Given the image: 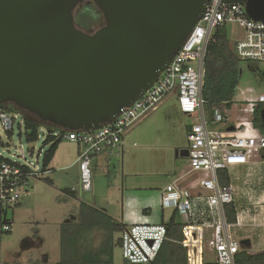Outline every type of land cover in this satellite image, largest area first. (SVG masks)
I'll return each mask as SVG.
<instances>
[{"label": "built area", "instance_id": "built-area-1", "mask_svg": "<svg viewBox=\"0 0 264 264\" xmlns=\"http://www.w3.org/2000/svg\"><path fill=\"white\" fill-rule=\"evenodd\" d=\"M227 22H237L244 31L242 38L230 43L236 57L251 63L264 62V21L248 17L244 2L207 0L169 65L138 100L99 129L73 130L63 136L80 145L79 184L82 192H88L92 188L93 155L120 145L127 129L156 109L167 96L176 95L180 112L196 118L187 134L188 169L171 178L161 191V206L176 214L180 237L169 238L167 226L162 222L127 225L120 233L124 264H154L163 242L169 239L183 247L185 264H237L236 255L242 245L231 228L243 225L246 219L249 227H253L255 214L264 226V193L256 198L249 195L250 207H236L235 222L227 219L226 212L236 195L231 172L235 167L251 169L264 163V132L254 124L256 108L264 105V89L255 97L234 98L230 108L216 110L211 117L202 95L209 42L214 29ZM15 119V113L0 108V124L5 132L13 129ZM209 122L219 123L220 128L210 129ZM40 154L41 151L37 156ZM47 172L42 161L37 167L33 162L0 160V232L11 230L8 209L20 203L28 192L30 179ZM223 176L228 182L222 181Z\"/></svg>", "mask_w": 264, "mask_h": 264}, {"label": "water", "instance_id": "water-1", "mask_svg": "<svg viewBox=\"0 0 264 264\" xmlns=\"http://www.w3.org/2000/svg\"><path fill=\"white\" fill-rule=\"evenodd\" d=\"M83 1L0 0V104L65 131L101 128L157 81L207 0H91L103 24L88 30L74 21ZM244 7L264 21V0ZM260 118L264 132V105Z\"/></svg>", "mask_w": 264, "mask_h": 264}, {"label": "rangeland", "instance_id": "rangeland-1", "mask_svg": "<svg viewBox=\"0 0 264 264\" xmlns=\"http://www.w3.org/2000/svg\"><path fill=\"white\" fill-rule=\"evenodd\" d=\"M102 24L103 22L97 26ZM224 28L229 43L244 36V31L237 22H227ZM252 64L257 65V68L250 69L248 61L240 63L241 77L235 99L255 97L264 89V62ZM176 103V95L168 96L156 109L128 128L124 134L122 154L117 153L111 158L105 172L90 166L91 191L81 192L76 171L63 177L62 183L50 172L31 178L28 192L22 196L20 205L8 209L7 218L11 221V230L0 232V264H57L60 258V225L79 219L81 202L93 205L128 225L134 222L159 223L161 220H168L172 209L161 206L160 192L171 180L174 167L186 168L188 159L171 149L172 139L156 138L158 134L152 139L153 131L146 126L154 121L166 122L160 128L169 137L171 124L183 121V116L174 111ZM15 114L11 137L0 124V155L21 163L33 162L40 167L43 152L47 148L43 144L46 129L42 126L38 139L26 143L18 135L22 130V126H18L22 116L18 112ZM183 118L187 119L190 126L196 122L194 116ZM171 120L174 123H170ZM209 128H220V124L209 122ZM146 131L148 134L143 133ZM139 135H147L148 139L139 138ZM62 140L71 143L64 137ZM184 145L188 146L186 139ZM39 151L41 154L37 156ZM21 152L26 159L21 158ZM247 168L239 166L231 172L232 182L236 187L235 203L239 209L250 207L247 198L249 195L256 198L264 193V163ZM145 208L148 209L146 214L143 212ZM241 230L238 227L231 228L238 239L243 233ZM263 230L264 227L259 226L255 231L261 234ZM119 237L120 232L113 234V264H124L121 247L115 242ZM97 239L95 237L94 245L98 243ZM255 241L252 237L249 251L256 250ZM84 245L82 246L85 248Z\"/></svg>", "mask_w": 264, "mask_h": 264}, {"label": "trees", "instance_id": "trees-1", "mask_svg": "<svg viewBox=\"0 0 264 264\" xmlns=\"http://www.w3.org/2000/svg\"><path fill=\"white\" fill-rule=\"evenodd\" d=\"M226 1L245 2V0ZM74 21L79 28L88 30L101 24L103 16L94 2L84 0L76 9ZM240 63L241 61L231 48L224 25L216 27L207 48L202 83L205 109L210 117L216 110L222 112L224 108L231 107L241 77ZM255 67L256 65L250 62L249 68L254 70ZM261 107L259 105L255 110L254 124L263 132L260 118ZM0 108L9 113L21 114L22 123H18V126H22V130L18 132V135L23 137L26 143L35 142L39 137V129L42 126L45 127L43 144L47 148L42 155V168L47 170L58 144L68 131L42 123L27 113H21L11 104L1 103ZM48 130L52 132L48 133ZM12 132L13 129L6 131L9 137L12 136ZM0 160L8 159L0 155ZM46 180L51 181L49 178ZM222 181L226 183L228 178L223 176ZM236 207L234 201L226 208L227 219L230 222H235ZM79 214L78 220L60 225V258L57 264H113V234L121 233L125 225L84 202L80 203ZM161 222L167 226L169 238L180 237V222L175 213L168 220ZM95 237H98L96 245H94ZM115 242L120 246V237ZM235 261L237 264H264V250L249 253L245 248H241ZM154 264H185L183 247L170 239L165 240Z\"/></svg>", "mask_w": 264, "mask_h": 264}, {"label": "crops", "instance_id": "crops-1", "mask_svg": "<svg viewBox=\"0 0 264 264\" xmlns=\"http://www.w3.org/2000/svg\"><path fill=\"white\" fill-rule=\"evenodd\" d=\"M166 98H168V96ZM174 111L176 114H179L180 116L182 115L185 118L191 117V116H188V115L181 113L179 108H178V105H176V106L174 105ZM183 117H182L183 121L178 122V124L176 122L174 123L172 120L170 121V123H174V125L171 124L172 126L169 127V130H168V131H170L169 137L165 136V134L162 131V127H164V125L167 124L166 122H156V121L150 122L148 124V126H146V128L153 131L154 136H152V139H154L157 134H158V136L156 138L163 137L164 139H172L170 147L172 150L175 151V153H177L180 150L187 148L184 145V143H185V139L187 142V134L189 132L190 125L187 122V119L185 120ZM163 123H165V124H163ZM162 124H163V126L160 128V125H162ZM143 133L148 134L147 131L143 132ZM124 134L122 136V141H121L120 145H117L112 150H103V151L93 155L92 161H91V167H93L94 169H99V170L105 172L108 169L111 158H113V156L117 153L122 154ZM141 136H143V135H139L138 137L148 139L147 135H144L146 137H141ZM70 142L71 143H65V142H63V140H61V142L57 146V149L54 153L52 160L50 161V163L47 167L48 172H50L51 174L54 173L55 177L56 178L58 177V181L60 183L63 182V177L68 176L70 174V172H74V171H76V174H78V181H79V169H78L77 158H78L80 145H79V143L71 141V140H70ZM184 157H187V156H184ZM174 168H175V170H174L172 178L175 177L176 175L184 173L188 169V166L186 168H180V167L175 166ZM235 168H237V167H235ZM19 205H20V203H19ZM147 210L148 209L145 208L143 212L146 214ZM246 221L247 222H243L244 224L238 227V228H242L241 231L243 232L241 234L240 240L241 239H248L250 241L249 246H246L245 249L249 253L264 250V230L261 234L256 233V231H255L257 227L263 226L262 224L259 223L258 216L255 214V222L253 223L254 224L253 227H249V224H248L249 220L248 219H246ZM134 223H137V222H134ZM124 225L127 226L128 224H124ZM252 237L256 240L254 243L256 250L249 251L248 248L251 247V238Z\"/></svg>", "mask_w": 264, "mask_h": 264}, {"label": "flooded vegetation", "instance_id": "flooded-vegetation-1", "mask_svg": "<svg viewBox=\"0 0 264 264\" xmlns=\"http://www.w3.org/2000/svg\"><path fill=\"white\" fill-rule=\"evenodd\" d=\"M257 66V65H256ZM255 68H257V67H255Z\"/></svg>", "mask_w": 264, "mask_h": 264}]
</instances>
